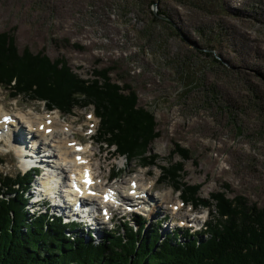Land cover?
I'll list each match as a JSON object with an SVG mask.
<instances>
[{
    "label": "rangeland",
    "instance_id": "obj_1",
    "mask_svg": "<svg viewBox=\"0 0 264 264\" xmlns=\"http://www.w3.org/2000/svg\"><path fill=\"white\" fill-rule=\"evenodd\" d=\"M12 28L20 53L26 47L50 60L62 57L84 79L110 67L112 80L129 84L137 105L154 114L160 136L146 155L157 159L143 167L95 139L99 118L92 106L67 115L51 110L55 121L72 122L75 139L93 144L101 175L113 171L126 183L142 173L158 191L171 188L176 202L184 185L175 192L169 180L157 178L161 166L182 161L179 182L196 187L199 198L222 192L264 207V0H0V32ZM44 108L42 101L14 97L0 86V112L44 116ZM87 128H93V142ZM174 143L191 159L171 156ZM8 151L0 143V175L12 176L20 161ZM188 203L167 211L160 234L173 229L170 216L203 221L215 213L213 199L211 210L198 205L189 211ZM163 207L146 221L148 229L165 214ZM121 222L115 218L104 229ZM202 225L195 221L188 231Z\"/></svg>",
    "mask_w": 264,
    "mask_h": 264
},
{
    "label": "trees",
    "instance_id": "obj_2",
    "mask_svg": "<svg viewBox=\"0 0 264 264\" xmlns=\"http://www.w3.org/2000/svg\"><path fill=\"white\" fill-rule=\"evenodd\" d=\"M13 31L0 32L1 87L65 114L92 106L99 117L98 141L128 161L153 166L157 156L146 153L160 133L154 114L137 105L129 84L113 81L108 66L93 69V78L84 79L62 57L50 60L42 51L34 54L26 47L20 53ZM170 154L191 159L178 143ZM182 168V161L161 166L160 180H169L176 189L184 185L181 198L194 207L211 210V199L215 201V213L201 231L160 235L157 227L147 229L134 216L135 228L120 223L98 245L77 235L67 237L60 218L26 215L24 191L32 175H0V264H264V207L222 192L211 193L210 200L199 198L196 187L180 184ZM178 235H183V242L177 241Z\"/></svg>",
    "mask_w": 264,
    "mask_h": 264
},
{
    "label": "bare ground",
    "instance_id": "obj_3",
    "mask_svg": "<svg viewBox=\"0 0 264 264\" xmlns=\"http://www.w3.org/2000/svg\"><path fill=\"white\" fill-rule=\"evenodd\" d=\"M21 111V110H20ZM24 112V111H23ZM26 112V111H25ZM29 113V112H28ZM35 113V112H34ZM54 114V112H53ZM16 116L20 119H22L24 121V123H26L27 126L30 127L31 130H34L36 133V136H42V138L45 140L44 142H42L43 144H46V146H48V152L49 154H52V158H50V162L54 163V166L49 170L47 167L44 168V170L41 173V177H38L36 179V182L34 184V191L33 193L35 194V198H41L42 194L44 195H48L51 194L54 199L55 202L58 203H63L61 201L60 198H58V194H55V188H61L63 189V191L65 193L69 192L70 189L66 188V186H62L63 182L68 178V169L69 167L74 165V160H73V156L71 155V151H73V147L72 146H67L68 141H71L73 139H69L70 135L74 134L73 131V126H72V122L71 121H60L57 122L56 120V116L57 114H55L56 116L52 115L51 118H53V122L50 125H46L45 121H46V117L40 115V114H33L32 115H23L20 114V112H15V114H9L5 111L0 112V119L4 116ZM56 117V118H55ZM60 118V117H59ZM58 118V119H59ZM79 120V119H78ZM12 121H15V119H12ZM78 122V121H77ZM39 124H45L44 127H51L52 131L50 134H46L44 132V127L42 130L38 129ZM5 125L4 122L0 121V129L3 128V126ZM17 127H13L14 130H17ZM18 132V131H15ZM26 133V132H25ZM2 134H5L2 131ZM0 133V139L2 138V141H4V144L8 141V139L4 138L3 135ZM27 134V133H26ZM28 135V134H27ZM14 151L16 156H19L21 158V161L23 163V161H27V163L31 164V163H37V160L33 157V155H31L30 152V148H28L27 146L23 147V146H14ZM92 151V158L95 156L96 153H94V149L91 150L88 148V145L85 144L84 146V151ZM28 152L31 156L27 157L26 160H23V156L24 154ZM34 154V153H33ZM43 156H47L46 153L43 154ZM48 157V156H47ZM92 158H90L88 160V163L86 164V167L89 169V173L91 175H95L94 176V181H95V186L99 187L102 185V178L100 177V175L97 173L98 172V168H99V164L98 161H96L97 167L94 168L91 164V160ZM94 164V163H93ZM75 166V170L72 171L71 174H73V172H75L74 174H77L75 177L77 179H81L82 178V166L80 165H74ZM93 168V169H92ZM102 174V173H101ZM145 176H143L142 173H140L139 175H136L135 177H132L130 179H128L125 183V181L123 180H116L114 181V183H112L110 186V189L112 190H116L117 188H124V189H130V182L131 181H135V183L137 184V186H139V188H141L142 190L145 188H148L149 186H153V182H148V180L145 182ZM103 191H101L102 194ZM100 194V195H101ZM157 196V200L156 199H148V196H143L141 197L140 203H142V207H144L147 211L148 214H150L149 218L147 222L151 221L152 217L158 216L160 209L159 206L162 207L164 204L168 205L171 204V206L173 207L174 205H177V201L172 202V194H171V189L168 187L167 189H164L162 191H158L156 193ZM71 199V198H70ZM68 199V200H70ZM153 202V203H152ZM63 213L65 215L69 214V211L67 210H63ZM162 219L166 218V213L162 214ZM147 222H146V226H147ZM188 222H191L190 220ZM166 227V226H164ZM87 230L94 232L96 234V236H102L104 234V229L103 227L94 222L91 221L88 225H87ZM159 230V229H158ZM160 231V230H159ZM165 233H162V235Z\"/></svg>",
    "mask_w": 264,
    "mask_h": 264
}]
</instances>
